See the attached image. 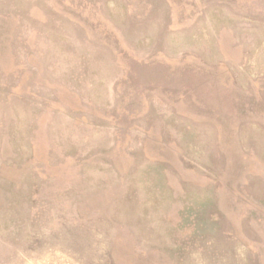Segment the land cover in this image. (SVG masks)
Returning a JSON list of instances; mask_svg holds the SVG:
<instances>
[{
	"label": "rangeland",
	"instance_id": "1",
	"mask_svg": "<svg viewBox=\"0 0 264 264\" xmlns=\"http://www.w3.org/2000/svg\"><path fill=\"white\" fill-rule=\"evenodd\" d=\"M0 264H264V0H0Z\"/></svg>",
	"mask_w": 264,
	"mask_h": 264
}]
</instances>
